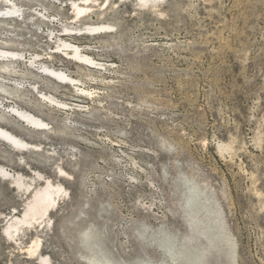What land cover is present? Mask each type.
<instances>
[{
  "label": "rangeland",
  "instance_id": "obj_1",
  "mask_svg": "<svg viewBox=\"0 0 264 264\" xmlns=\"http://www.w3.org/2000/svg\"><path fill=\"white\" fill-rule=\"evenodd\" d=\"M13 2L23 16L0 19V49L22 58L6 72L0 62V126L42 150L0 141V166L68 193L11 239L8 217L32 194L0 177V264H264V0H99L81 19L83 0ZM60 40L105 66L55 54Z\"/></svg>",
  "mask_w": 264,
  "mask_h": 264
},
{
  "label": "bare ground",
  "instance_id": "obj_2",
  "mask_svg": "<svg viewBox=\"0 0 264 264\" xmlns=\"http://www.w3.org/2000/svg\"><path fill=\"white\" fill-rule=\"evenodd\" d=\"M98 1L99 0H83V2L85 3L84 6L73 2L72 6L76 19L86 17L91 11V6L89 4ZM104 1L108 6L112 0ZM167 1L168 0H140L138 6L144 9L151 8L157 10ZM2 2L7 4V7H9V9L0 10V19H14L17 16H23L22 11L15 5L13 0H2ZM114 30L115 27L111 25H88L85 26L84 29H80V31H84L85 33L90 35L111 34L114 32ZM65 32H70V29H66ZM59 52L70 53V55L75 60H77V62L89 64L93 68L103 69V67L105 66L104 64L97 63L92 58L83 55L80 47L74 46L63 40H60V45L57 47V51L55 52V54H58ZM20 58H22L21 53H15L0 49V62H3L1 70L6 72L9 69V66L13 65L14 63H18L20 61ZM35 61L31 62V64H35ZM42 70L45 76L61 84L69 85L75 83L74 79L70 78L61 71L55 70L50 67H43ZM0 91L6 93V87L4 85H0ZM43 99L51 105H56L61 108L67 107V105L60 103L53 97L43 95ZM11 112L17 118H19L23 124L34 130L44 131L48 128V124L46 122L36 117L32 113L14 107L11 109ZM0 141L5 143L11 149L18 153H26L30 151L38 152L42 150L41 145L30 144L1 126ZM219 147L221 149L222 145L220 144ZM59 172L60 174H65L63 170H60ZM34 174L35 176L31 178L30 181H27V178H25V176L19 173H13L8 169L0 166V177L7 181H10L13 187L19 192H24V194H32V198L26 204L25 211L23 212V215L21 217H17L14 215L11 218L8 217L9 220L4 233L11 239H15V236H17L26 227L30 228L32 226L44 224L46 221H49L50 213L57 208L60 198L64 195H67L68 193L61 184L53 183L51 179L45 178L39 172H34ZM37 180L43 181L44 185L39 188H34L33 185ZM41 246V241L36 240L31 246L26 249V251L30 256L34 257L38 255ZM40 259L42 263L44 262L49 264L48 257H41Z\"/></svg>",
  "mask_w": 264,
  "mask_h": 264
}]
</instances>
